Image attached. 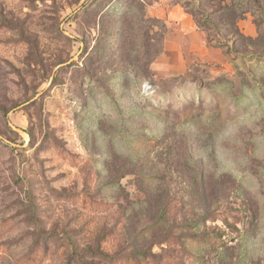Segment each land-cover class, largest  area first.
I'll use <instances>...</instances> for the list:
<instances>
[{"label":"rangeland","instance_id":"obj_1","mask_svg":"<svg viewBox=\"0 0 264 264\" xmlns=\"http://www.w3.org/2000/svg\"><path fill=\"white\" fill-rule=\"evenodd\" d=\"M154 1L0 0V264H264V0L187 101Z\"/></svg>","mask_w":264,"mask_h":264},{"label":"crops","instance_id":"obj_2","mask_svg":"<svg viewBox=\"0 0 264 264\" xmlns=\"http://www.w3.org/2000/svg\"><path fill=\"white\" fill-rule=\"evenodd\" d=\"M148 8L152 16L164 20L175 29L167 35L164 43V47L167 48L166 53L164 51L162 56L158 57V61L161 57L166 58L168 75L184 74L190 63L196 60L195 56H206L209 53L211 45L208 43L206 32L199 28L193 15L187 11L181 1L155 0ZM240 27L245 33L246 30H243L241 24ZM188 52L193 57L191 62H189ZM202 62L210 64L209 60H202Z\"/></svg>","mask_w":264,"mask_h":264},{"label":"trees","instance_id":"obj_3","mask_svg":"<svg viewBox=\"0 0 264 264\" xmlns=\"http://www.w3.org/2000/svg\"><path fill=\"white\" fill-rule=\"evenodd\" d=\"M185 7V6H184ZM186 9H187V11L189 12V13H191L192 15H193V17H194V19L196 20V22H197V24H198V26H199V28L201 29V30H203V31H205L206 33H207V36H208V43L209 44H213V40H212V38H211V36L209 37V35H208V32H210L211 30H212V28H206V24L204 23V22H202L201 23V21L199 20V18H198V16L200 15V14H202V13H195V12H191V11H189V9H188V7H185ZM232 10V9H231ZM230 11V8H227V5L225 4V2H224V0H222V2H220V5H218V6H216V8L215 7H213L211 10H210V12H209V15L210 16H215V15H221L220 16V25H214V29H216V32L217 33H219L220 31L222 32V30L224 31V32H222V33H227V29H228V27L229 26H227L226 24H224L223 22H225V21H228V18H227V13ZM229 17L230 18H235V20L233 19V25H232V29H230L229 31H228V33H227V36H225V38L226 39H228V41H229V44L231 45V46H235L237 43H238V41H239V38L241 37H246V38H248V39H254V37L253 36H251V35H246L243 31H242V29H241V27L239 26V23H240V21L241 20H243L244 19V17H242V15H238V13H236V12H230L229 13ZM208 31V32H207ZM219 31V32H218ZM216 32H215V35H216ZM229 44H226V42H218L217 43V45H218V47L219 48H224V47H226V46H228ZM224 50H225V48H224ZM194 64H196L197 65V62H192L189 66H188V69H187V71L184 73V74H181V75H177V76H170V75H168L167 77H169V78H172V79H174V80H176V83H175V86H173V88H171V91L172 92H174V93H176V91H179L180 90V92H178L182 97H183V99L184 100H189L190 98H187V97H184L183 95H182V93H183V91L181 92V89L182 90H186V89H190V90H193V88H191L192 87V85H194L197 89H199L198 91L200 92V93H202V91L205 89V88H209V87H211V85L213 84V82L212 83H209V84H207V83H205L203 80H202V78H200V77H195V76H193V75H191L190 74V72L193 70V66L192 65H194ZM153 76H155V74L153 75ZM216 84V83H215ZM214 84V85H215ZM188 107H186L185 109H187ZM189 109V108H188Z\"/></svg>","mask_w":264,"mask_h":264},{"label":"water","instance_id":"obj_4","mask_svg":"<svg viewBox=\"0 0 264 264\" xmlns=\"http://www.w3.org/2000/svg\"><path fill=\"white\" fill-rule=\"evenodd\" d=\"M9 124L12 126V128H14V129H17V130H19V131H21L22 132V130H20L19 128H16L13 124H12V122H9ZM0 138H2V136L0 135Z\"/></svg>","mask_w":264,"mask_h":264}]
</instances>
